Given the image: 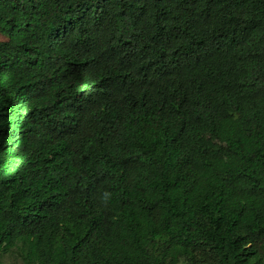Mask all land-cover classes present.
Returning <instances> with one entry per match:
<instances>
[{"label":"trees","instance_id":"trees-1","mask_svg":"<svg viewBox=\"0 0 264 264\" xmlns=\"http://www.w3.org/2000/svg\"><path fill=\"white\" fill-rule=\"evenodd\" d=\"M0 264H264V0H0Z\"/></svg>","mask_w":264,"mask_h":264},{"label":"rangeland","instance_id":"rangeland-1","mask_svg":"<svg viewBox=\"0 0 264 264\" xmlns=\"http://www.w3.org/2000/svg\"><path fill=\"white\" fill-rule=\"evenodd\" d=\"M5 40H6V38H4L2 35H0V41H5ZM14 261H15L14 259H10V258H3L2 259V262L4 264H12Z\"/></svg>","mask_w":264,"mask_h":264}]
</instances>
